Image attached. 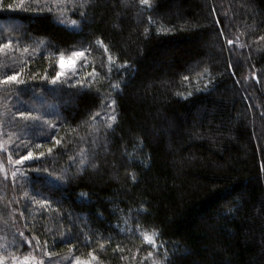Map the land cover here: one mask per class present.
Returning a JSON list of instances; mask_svg holds the SVG:
<instances>
[{"label": "trees", "instance_id": "obj_1", "mask_svg": "<svg viewBox=\"0 0 264 264\" xmlns=\"http://www.w3.org/2000/svg\"><path fill=\"white\" fill-rule=\"evenodd\" d=\"M1 23L0 264H264V0H0Z\"/></svg>", "mask_w": 264, "mask_h": 264}, {"label": "snow or ice", "instance_id": "obj_2", "mask_svg": "<svg viewBox=\"0 0 264 264\" xmlns=\"http://www.w3.org/2000/svg\"><path fill=\"white\" fill-rule=\"evenodd\" d=\"M141 3L142 4H146L147 0H141ZM260 39L264 40V36H261ZM227 43H228V45H232L233 44V40L229 39L227 41ZM8 46H9L8 44H3V45H0V48H7ZM84 55H85L84 52L77 51V52H73L72 56L67 58V59L64 56H61L59 58V60L57 61V65H56L58 70L56 71L55 76L52 78L51 83L54 84V85L56 83H58L61 80V78L66 75L68 70L73 69L75 67V65L78 62L79 58L83 57ZM185 79H187V77H185ZM12 82H16L18 84H22L23 83V81H20L18 79V74L8 75L6 77V79L3 81V83H5V84L12 83ZM21 115H23V113H21ZM113 119H115V118L113 117ZM55 143H56V145H59L60 141L56 140ZM48 151L51 152L52 149L50 148ZM40 156L43 157L44 153H40ZM33 158H34L33 157V153L31 151H29V152H27L26 155H22L20 157V159L17 161V163L18 164H23L25 161H30ZM21 235L23 236V233H21ZM144 240L149 245H152L154 243L153 239L148 237V236H144ZM89 255L92 256L93 260L96 259V256L93 253H89ZM150 255H151V253H150ZM25 264H27L26 261H25ZM75 264H88V262L87 261H81L79 258H77V260L75 261Z\"/></svg>", "mask_w": 264, "mask_h": 264}, {"label": "rangeland", "instance_id": "obj_3", "mask_svg": "<svg viewBox=\"0 0 264 264\" xmlns=\"http://www.w3.org/2000/svg\"><path fill=\"white\" fill-rule=\"evenodd\" d=\"M1 27H5V28H9V27H14V24L13 23H1L0 24V28ZM70 57V56H69ZM69 57H65L66 59L69 58ZM80 59V58H79ZM71 70V69H70Z\"/></svg>", "mask_w": 264, "mask_h": 264}]
</instances>
